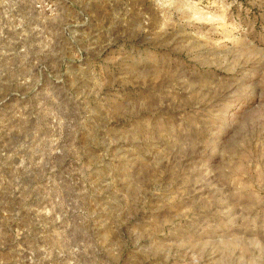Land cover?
<instances>
[{"label":"rangeland","instance_id":"rangeland-1","mask_svg":"<svg viewBox=\"0 0 264 264\" xmlns=\"http://www.w3.org/2000/svg\"><path fill=\"white\" fill-rule=\"evenodd\" d=\"M0 264H264V0H0Z\"/></svg>","mask_w":264,"mask_h":264}]
</instances>
